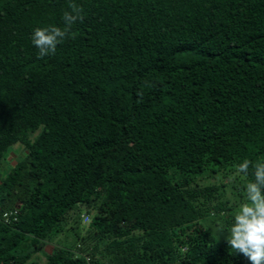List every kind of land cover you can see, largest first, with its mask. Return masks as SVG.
<instances>
[{"label": "trees", "instance_id": "1", "mask_svg": "<svg viewBox=\"0 0 264 264\" xmlns=\"http://www.w3.org/2000/svg\"><path fill=\"white\" fill-rule=\"evenodd\" d=\"M74 2L39 59L68 0H0V264H251L226 238L233 165L264 161V0Z\"/></svg>", "mask_w": 264, "mask_h": 264}, {"label": "clouds", "instance_id": "2", "mask_svg": "<svg viewBox=\"0 0 264 264\" xmlns=\"http://www.w3.org/2000/svg\"><path fill=\"white\" fill-rule=\"evenodd\" d=\"M63 27L48 25L37 27L31 35L32 44L38 49V58L55 55L57 46L71 35L72 26L83 22L82 6L68 0L67 10L62 15ZM236 176L247 178L249 168L254 169V180H248L244 192L245 199L236 209L233 222L227 228L228 245L235 252L243 254L251 264H264V161L253 162L244 159L233 165ZM221 232L223 224L218 225Z\"/></svg>", "mask_w": 264, "mask_h": 264}, {"label": "rangeland", "instance_id": "3", "mask_svg": "<svg viewBox=\"0 0 264 264\" xmlns=\"http://www.w3.org/2000/svg\"><path fill=\"white\" fill-rule=\"evenodd\" d=\"M22 148H23V147L21 146V144H17V145H15V146L11 147L10 152L13 153V154H20V152L22 151ZM9 156H10V157H9ZM6 157H7V160L9 159V162H12L13 160H15V159L17 158L16 155H11V154H7ZM5 165L7 166L8 164H5ZM4 167H5V166H4ZM5 169H6V168H5ZM82 217H83L82 225H83V226H86V224L88 223V218H87L86 216H84V213H82ZM52 250H53V248H52L51 245H49V246H47V247L45 248V251H46L47 253L52 252ZM39 258H40L41 261H44L42 257H39Z\"/></svg>", "mask_w": 264, "mask_h": 264}, {"label": "built area", "instance_id": "4", "mask_svg": "<svg viewBox=\"0 0 264 264\" xmlns=\"http://www.w3.org/2000/svg\"><path fill=\"white\" fill-rule=\"evenodd\" d=\"M12 215H15V212H5L2 216L3 218L8 219Z\"/></svg>", "mask_w": 264, "mask_h": 264}]
</instances>
